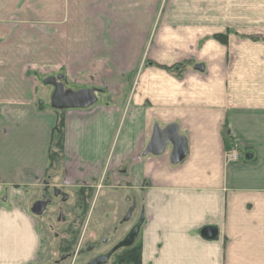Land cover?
<instances>
[{"label": "crops", "instance_id": "0c3cea01", "mask_svg": "<svg viewBox=\"0 0 264 264\" xmlns=\"http://www.w3.org/2000/svg\"><path fill=\"white\" fill-rule=\"evenodd\" d=\"M183 3L0 0V264H40L60 116L51 184L128 197L140 264H264V42ZM49 78L74 105L56 106ZM168 125L177 159L148 150ZM231 144L241 159L226 164Z\"/></svg>", "mask_w": 264, "mask_h": 264}, {"label": "rangeland", "instance_id": "374dc122", "mask_svg": "<svg viewBox=\"0 0 264 264\" xmlns=\"http://www.w3.org/2000/svg\"><path fill=\"white\" fill-rule=\"evenodd\" d=\"M189 1V4L181 5L182 11L211 15L213 24L225 20L232 27L245 28V32L242 34L238 32V35L254 37L264 42V0ZM227 33L228 31H223L216 34L227 36ZM50 172L51 170H47L46 174ZM52 177L55 182L56 177ZM63 190L67 196L63 195L64 193L62 196L51 195L48 203L46 202L48 195H42L46 208L42 215L36 218L40 234L38 249L40 264H82L87 258H84V254L79 255V249L83 248L86 251L91 245H95V248L88 252V257L97 252L107 251L110 253L109 259L99 264H115V255L119 252L115 254L111 252L125 249V246H119V243L133 219V215L129 219L131 213L126 215L125 208L120 203L123 199L128 200V197L119 193L104 194V191L92 196L90 190V194L87 195L88 190L83 186H65ZM84 203H86L85 207ZM61 213L63 216L59 217ZM64 217L66 221H63ZM71 237H75L76 240L69 246L74 254L62 257L61 253L66 249ZM103 237H106V243L102 242ZM134 241L136 243L138 238Z\"/></svg>", "mask_w": 264, "mask_h": 264}, {"label": "water", "instance_id": "95a60500", "mask_svg": "<svg viewBox=\"0 0 264 264\" xmlns=\"http://www.w3.org/2000/svg\"><path fill=\"white\" fill-rule=\"evenodd\" d=\"M47 82L52 83L55 87L54 99L57 107H63L64 105H74L77 96L76 94L73 97H68L67 99H62L63 92L62 86L58 84L54 78H49ZM87 104V103H86ZM83 104V105H86ZM175 125H168L163 131L156 130L152 137V142L150 143L148 150L152 152H161L162 149L167 144H172L173 146V159H177L183 154L185 141L184 138L177 134ZM138 232V226H134L126 238L119 243V246H129L136 239ZM202 233L207 236H213L216 234V230L213 228H205ZM98 262V261H97Z\"/></svg>", "mask_w": 264, "mask_h": 264}, {"label": "trees", "instance_id": "16d2710c", "mask_svg": "<svg viewBox=\"0 0 264 264\" xmlns=\"http://www.w3.org/2000/svg\"><path fill=\"white\" fill-rule=\"evenodd\" d=\"M213 36L223 43L227 41L226 35L215 34ZM63 148H64V123L62 116H60L51 132L46 171L55 170L61 167ZM90 191L88 190V194L87 193L86 194L89 195ZM83 206L85 207L86 203H84ZM61 249L63 251V248ZM140 262H141V243L139 240L136 243L134 241L131 245L127 246V248H125L122 252L118 253L115 259V264H140Z\"/></svg>", "mask_w": 264, "mask_h": 264}, {"label": "flooded vegetation", "instance_id": "af4514ba", "mask_svg": "<svg viewBox=\"0 0 264 264\" xmlns=\"http://www.w3.org/2000/svg\"><path fill=\"white\" fill-rule=\"evenodd\" d=\"M51 180H52V176L48 173V175H46L45 185H44V187L42 189V193H41V200H42V195L43 196L48 195V199L46 200L47 203L50 201V199H51L50 196L51 195H54V196L61 195L62 196L63 193H64L63 195H66L65 194L66 192L63 190L64 189V186L63 185L51 184L52 183ZM55 193H57V194H55ZM40 204L42 205V203H40ZM60 216H63V214L61 213L59 215V217ZM63 221H66L65 217H64V220ZM131 230H132V225L130 224V225H128V227L126 229L127 232L125 233L122 241L126 238V236L129 234V232ZM74 241H76L75 240V237H71L70 238V242H67L69 244L67 245L66 249L61 253V256L62 257L67 256V255H73L74 254V251H70V249H69L70 243H73ZM102 242L103 243H106L107 242L106 237H103ZM94 248H95V245H91V248L87 249L86 251L83 248L79 249L80 250L79 255L84 254V258H87V260L84 263H82V264H99V263L106 262L109 259L110 253H107V251L97 252L96 254L92 255L91 257H88L87 256L88 252H91L92 249H94ZM125 248H127V246H125ZM114 251H112L111 254H115V253H118V252L120 253L123 250L119 249V250H117L115 252ZM114 259H116V255H115V258Z\"/></svg>", "mask_w": 264, "mask_h": 264}, {"label": "built area", "instance_id": "2783aa9c", "mask_svg": "<svg viewBox=\"0 0 264 264\" xmlns=\"http://www.w3.org/2000/svg\"><path fill=\"white\" fill-rule=\"evenodd\" d=\"M223 158L226 164L238 162L241 159L240 149L235 144L229 145L224 151Z\"/></svg>", "mask_w": 264, "mask_h": 264}]
</instances>
